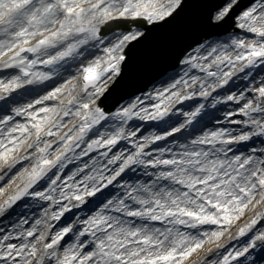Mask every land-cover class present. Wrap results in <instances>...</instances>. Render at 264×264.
<instances>
[{
  "label": "snow or ice",
  "instance_id": "6c2138e0",
  "mask_svg": "<svg viewBox=\"0 0 264 264\" xmlns=\"http://www.w3.org/2000/svg\"><path fill=\"white\" fill-rule=\"evenodd\" d=\"M0 264H264V0H0Z\"/></svg>",
  "mask_w": 264,
  "mask_h": 264
}]
</instances>
